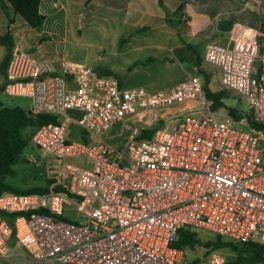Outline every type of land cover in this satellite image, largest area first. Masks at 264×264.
<instances>
[{
	"label": "built area",
	"instance_id": "2783aa9c",
	"mask_svg": "<svg viewBox=\"0 0 264 264\" xmlns=\"http://www.w3.org/2000/svg\"><path fill=\"white\" fill-rule=\"evenodd\" d=\"M203 60L221 89L246 102L247 116L213 108L199 72L149 90L14 47L3 89L29 96L31 114L59 117L31 139L64 165L66 181L60 190L0 195V211L15 214L11 223L0 214V256L16 258V242L29 264H227L217 250L188 259L174 245L181 228L264 244V127L248 120L264 124V50L207 42ZM127 119L136 125L124 144L100 137ZM70 122L97 142L69 136ZM75 156L87 161H67ZM253 264H264V251Z\"/></svg>",
	"mask_w": 264,
	"mask_h": 264
},
{
	"label": "crops",
	"instance_id": "0c3cea01",
	"mask_svg": "<svg viewBox=\"0 0 264 264\" xmlns=\"http://www.w3.org/2000/svg\"><path fill=\"white\" fill-rule=\"evenodd\" d=\"M262 5V0H40L44 22L31 26L8 1L3 4L0 0V35H11L10 48L0 42V65L16 46L38 58H51L47 48L55 41L64 46L70 30L81 34L85 27L94 24L126 36L124 42L137 35H151L147 41L135 39L133 47L140 49L147 44L155 53H165L162 57L152 55L163 60L177 52L179 56L175 54L174 59L189 66L196 61L197 53L203 58L207 42L234 45L260 54L264 50ZM62 58L56 63L73 62ZM214 69L219 83V73ZM6 81L5 67H0V103L21 106L5 93Z\"/></svg>",
	"mask_w": 264,
	"mask_h": 264
},
{
	"label": "rangeland",
	"instance_id": "374dc122",
	"mask_svg": "<svg viewBox=\"0 0 264 264\" xmlns=\"http://www.w3.org/2000/svg\"><path fill=\"white\" fill-rule=\"evenodd\" d=\"M264 0H262L263 2ZM176 19V17L174 18ZM179 21V17L175 20ZM100 24H94L83 29L81 34L69 31L65 45L62 42L55 41L54 45L47 48L49 56L60 62V59L84 63L98 69L100 72L109 70L120 79L122 86H144L149 90L166 88L187 75L194 72L207 73L208 86L213 91H222L215 77L213 65L205 62L203 58L196 56V61L189 66L187 62H178L174 59L175 54L167 55V59H157L155 56L162 57L165 53H155L147 44L140 49L133 47L135 39H151V35H137L128 42H124L126 36L110 33V28H102ZM47 53V54H48ZM182 57H184L182 55ZM202 73L201 74L202 76ZM222 101L227 108H235L240 112L247 111V104L234 93L223 90ZM24 109L31 107V98L29 96H13ZM225 107V108H226ZM131 125V127H130ZM136 125L135 121L127 119L113 124L100 136L114 145H122L127 141V137ZM158 125V124H157ZM237 128L247 129V124L236 123ZM68 135L72 137H81L85 141L97 142V138L84 135L80 127L73 122L67 125ZM32 128L25 130L26 135H30ZM67 161L83 164L87 161L85 156L67 157ZM90 166V165H88ZM14 174L7 175L5 182L20 188L29 187H50L62 186L66 181L65 167L63 164L56 165L51 157L32 141L29 136V143L24 148L18 162L13 164ZM199 243L194 246H186V257L188 259L198 258L211 250H217L224 253L227 258L233 259L234 252L230 246L224 245L215 247L212 242L216 241V234L207 230H197ZM226 240L225 238H222ZM17 250L16 258L0 257V264H29L21 260V256H26V251L17 243H12ZM16 247V248H15ZM18 257V258H17Z\"/></svg>",
	"mask_w": 264,
	"mask_h": 264
},
{
	"label": "trees",
	"instance_id": "16d2710c",
	"mask_svg": "<svg viewBox=\"0 0 264 264\" xmlns=\"http://www.w3.org/2000/svg\"><path fill=\"white\" fill-rule=\"evenodd\" d=\"M3 4L8 1L13 10L21 15L24 20L31 26H40L44 22V14L39 11L40 0H1ZM0 42L7 48L11 47V35L6 33L0 35ZM11 52L6 54L0 67H5L10 58ZM198 53L196 54V56ZM198 58L200 59L199 55ZM100 72V71H99ZM198 72V71H197ZM103 74H112L109 70L101 71ZM202 73V72H199ZM204 79V90L207 97L212 101V107H226L223 98L222 91H213L208 86L207 73H202ZM120 81V80H119ZM121 83V82H120ZM227 108V107H226ZM227 110L238 120L244 115H248L247 111L240 112L235 108H227ZM59 117L50 113H38L36 115L31 114L28 110L23 109L19 105L8 106L0 103V195L8 192L18 193H32L46 191L49 187H29L20 188L12 186L5 182L7 175H13V164L18 162L24 148L29 143V136H32L34 130L44 123L57 122ZM249 124L257 129L263 128L264 124L257 121H253L248 117ZM27 128H32L31 134L28 136L25 133ZM153 132V129L148 128L141 131L137 138H147ZM85 143L89 141L83 140L80 136L77 137ZM56 190L62 189V186H54ZM0 214L4 216L10 223L13 220L14 213H6L0 211ZM197 233L189 228H181L178 231V238L174 242V245L180 248L186 246L192 247L195 243H199ZM215 247L230 246L234 252V258L229 259L227 264H253L261 260L262 252L264 251V244L256 241H248L245 243H236L233 241L223 240L220 235H216V241L212 242Z\"/></svg>",
	"mask_w": 264,
	"mask_h": 264
}]
</instances>
